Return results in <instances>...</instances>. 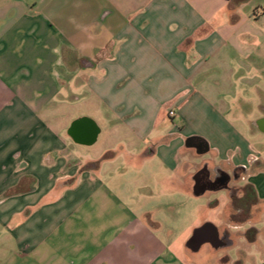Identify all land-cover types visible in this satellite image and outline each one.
Segmentation results:
<instances>
[{"label":"crops","instance_id":"0c3cea01","mask_svg":"<svg viewBox=\"0 0 264 264\" xmlns=\"http://www.w3.org/2000/svg\"><path fill=\"white\" fill-rule=\"evenodd\" d=\"M205 168L262 213L219 252ZM263 217L264 0H0L4 264H264Z\"/></svg>","mask_w":264,"mask_h":264},{"label":"flooded vegetation","instance_id":"af4514ba","mask_svg":"<svg viewBox=\"0 0 264 264\" xmlns=\"http://www.w3.org/2000/svg\"><path fill=\"white\" fill-rule=\"evenodd\" d=\"M240 177L237 171L229 174L220 168H215L213 172L205 168L198 175V190L202 191L204 188L210 187L211 189L217 190L218 193L223 192L228 195L230 201V214L228 215L229 224L225 227L218 228L212 222H206L202 225L200 228L206 224H211L210 227H206L197 233L193 242L194 247L204 241H210L214 245L216 251L227 250L235 245L232 238L235 230L232 227L230 228V225H240L250 221L257 222L262 214L258 207L259 203L257 196L250 187L239 188L236 186ZM255 233V228H251L248 230L247 235L253 234L254 236Z\"/></svg>","mask_w":264,"mask_h":264},{"label":"rangeland","instance_id":"374dc122","mask_svg":"<svg viewBox=\"0 0 264 264\" xmlns=\"http://www.w3.org/2000/svg\"><path fill=\"white\" fill-rule=\"evenodd\" d=\"M73 125H74V123H73ZM71 127H73V126H71ZM221 194V193H220ZM222 194H224V193H222ZM197 216V213H196V211H195V207H188L186 210H185V213L183 214V217H184V219H183V221L178 225V233H181V232H184V231H186L187 229L189 230V228L191 227V225H192V221H193V219L195 218ZM263 219H264V217H263ZM261 224H257V226H260ZM188 232V231H187ZM185 233V236H184V240L186 239V237H187V235H188V233ZM245 247H247L248 248V245L247 246H242V248L244 249ZM234 251H232V253H233ZM231 253V254H232ZM184 256L185 257H189V256H191V254L190 253H184ZM237 258L239 257L237 254L235 255ZM186 258L184 259V264H187L186 263ZM248 261L250 262V259H248ZM0 264H4L3 263V261H1L0 260Z\"/></svg>","mask_w":264,"mask_h":264},{"label":"water","instance_id":"95a60500","mask_svg":"<svg viewBox=\"0 0 264 264\" xmlns=\"http://www.w3.org/2000/svg\"><path fill=\"white\" fill-rule=\"evenodd\" d=\"M211 226V224H206L205 226H203L202 228H199V229H197L195 232H194V234H193V237H192V239H191V246H192V248L194 249V250H197L199 247H200V245H201V243H199V244H197L195 247L193 246V242H194V238L196 237V235H197V233L199 232V231H201L202 229H204V228H208V227H210Z\"/></svg>","mask_w":264,"mask_h":264},{"label":"built area","instance_id":"2783aa9c","mask_svg":"<svg viewBox=\"0 0 264 264\" xmlns=\"http://www.w3.org/2000/svg\"><path fill=\"white\" fill-rule=\"evenodd\" d=\"M169 115L172 117V116L175 115V112H174V111H170V112H169Z\"/></svg>","mask_w":264,"mask_h":264},{"label":"trees","instance_id":"16d2710c","mask_svg":"<svg viewBox=\"0 0 264 264\" xmlns=\"http://www.w3.org/2000/svg\"><path fill=\"white\" fill-rule=\"evenodd\" d=\"M228 1H231L232 2V1H235V0H228Z\"/></svg>","mask_w":264,"mask_h":264}]
</instances>
